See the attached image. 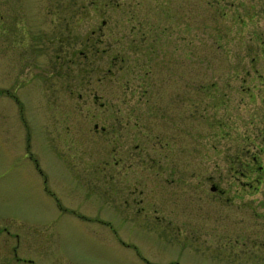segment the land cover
Segmentation results:
<instances>
[{
  "label": "rangeland",
  "instance_id": "rangeland-1",
  "mask_svg": "<svg viewBox=\"0 0 264 264\" xmlns=\"http://www.w3.org/2000/svg\"><path fill=\"white\" fill-rule=\"evenodd\" d=\"M262 139L264 0H0V264H264Z\"/></svg>",
  "mask_w": 264,
  "mask_h": 264
},
{
  "label": "flooded vegetation",
  "instance_id": "flooded-vegetation-1",
  "mask_svg": "<svg viewBox=\"0 0 264 264\" xmlns=\"http://www.w3.org/2000/svg\"><path fill=\"white\" fill-rule=\"evenodd\" d=\"M102 128L104 129L105 127L103 126ZM248 153L250 154V158L245 162L237 163V166H235L232 171H230L231 179L225 182L224 186H221L222 180H219V185L214 184L210 189L216 192L220 206H222L225 201H235L237 203V206H239L240 208L242 206H247L246 209L248 210V213L246 214L248 220H245L246 222H250L248 230H244V232L246 231L245 233L240 232L220 237L223 238L222 241H225L222 244L225 246H229L232 249L233 246L240 245V243H249L251 248L257 245L264 250V233L254 234V232H252V223L249 220L254 215H264V199L263 203L261 204L263 211L259 213L253 211L254 194H256L257 192H261V194H263L264 196V187L261 186L263 181L262 178L264 176V166L260 163V151L255 152V150H248ZM102 162L105 170V168L110 165V160L109 158H107L102 160ZM104 170L103 178L104 180H106V177L104 176ZM108 177L111 178V176ZM239 221H243V219L240 217ZM258 253L264 258V251ZM224 255L228 254L224 253Z\"/></svg>",
  "mask_w": 264,
  "mask_h": 264
}]
</instances>
